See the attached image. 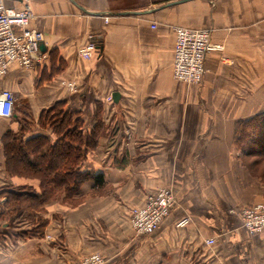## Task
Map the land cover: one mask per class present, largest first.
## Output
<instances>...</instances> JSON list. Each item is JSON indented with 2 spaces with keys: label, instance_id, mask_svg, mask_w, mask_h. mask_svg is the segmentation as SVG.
<instances>
[{
  "label": "crops",
  "instance_id": "obj_1",
  "mask_svg": "<svg viewBox=\"0 0 264 264\" xmlns=\"http://www.w3.org/2000/svg\"><path fill=\"white\" fill-rule=\"evenodd\" d=\"M23 3L46 56L0 77L16 98L13 117H0V264H81L93 253L105 264H264V232L250 234L238 214L264 200L242 177L233 141L236 123L264 110V0H8ZM178 25L212 29L219 48L201 83L173 75ZM88 42L99 51L86 60L79 49ZM53 49L66 67L40 81ZM59 100L81 111L87 129L104 123L82 169L103 173L101 189L111 190L88 199L98 186L85 182L82 204L59 207L65 220L47 212L46 235L22 238L30 222L7 213L4 190L20 181L7 171L2 139L23 118L33 121L27 136L52 137L39 116ZM162 187L176 203L153 234L138 235L131 209Z\"/></svg>",
  "mask_w": 264,
  "mask_h": 264
},
{
  "label": "trees",
  "instance_id": "obj_2",
  "mask_svg": "<svg viewBox=\"0 0 264 264\" xmlns=\"http://www.w3.org/2000/svg\"><path fill=\"white\" fill-rule=\"evenodd\" d=\"M49 57L50 70L47 67L41 69L40 81L66 67L58 50H51ZM39 125L49 129L52 137L44 133L27 136L32 131L33 121L23 118L19 130L6 132L2 139L9 174L20 173L26 178L40 181L39 185L30 186L29 190L23 186L4 190L7 213L15 217L24 211L26 219L35 223L20 231L22 238L46 235L49 219L43 213L50 200L58 199L63 194L65 201L78 202L85 182L93 181L98 188L105 185L103 173L82 169L88 153L99 144L104 126L101 120L87 129L81 111L74 109L66 100H59L41 110ZM233 141L241 151L240 160L244 166L264 182V110L239 120Z\"/></svg>",
  "mask_w": 264,
  "mask_h": 264
},
{
  "label": "built area",
  "instance_id": "obj_3",
  "mask_svg": "<svg viewBox=\"0 0 264 264\" xmlns=\"http://www.w3.org/2000/svg\"><path fill=\"white\" fill-rule=\"evenodd\" d=\"M35 13L29 3L22 6L8 4V0H0V77L3 76L13 63L24 68L33 66L36 60L44 58L41 45L45 40L44 32L31 25ZM153 27H157L153 24ZM174 77L186 84L201 83L206 72L205 60L207 54L219 48L212 42V29L175 26ZM99 51L98 46L88 42L79 49V56L91 59ZM70 90H76L75 83L70 82ZM16 98L13 91L0 87V117L12 118ZM176 203L172 189L162 187L150 194L144 205L131 209L130 221L138 235H151L167 217ZM232 212H235L232 210ZM238 214L244 227L251 234L264 232V202L243 207ZM189 219L181 220L178 225L183 226ZM50 238V237H49ZM207 244L215 243L214 238H208ZM101 253H93L81 261V264H105Z\"/></svg>",
  "mask_w": 264,
  "mask_h": 264
},
{
  "label": "rangeland",
  "instance_id": "obj_4",
  "mask_svg": "<svg viewBox=\"0 0 264 264\" xmlns=\"http://www.w3.org/2000/svg\"><path fill=\"white\" fill-rule=\"evenodd\" d=\"M235 152L237 154V157L239 158L240 160V155H241V151L239 149H237L235 147ZM240 164H241V167L245 170V175L242 174V177H247L248 178V181H250L253 185V193L256 195V196H260L261 199L264 200V182L261 181V179L253 176L249 170L244 166V164L242 163V161L240 160ZM263 165H264V161H263ZM24 173V171H23ZM12 176H15L14 178L18 179L20 181L19 185L18 186H23V188L26 189L27 187V190H29L30 186H37L40 184V181L39 179L37 178H26V176H23V175H20V173L18 174H11ZM107 190H111L107 187L104 188V191L103 189L101 188H98L96 189L95 191L92 192V197L91 198H88V199H92L93 197L95 196H98V195H101V194H104L105 192H108ZM63 194L60 195V197H58V199H53V200H50L44 207V213H43V216L47 218L48 214H51L53 213L52 215H54L57 219L59 220H63L64 217L66 216V212L63 214L61 211H59V207H62V208H66L67 207H70V208H74L80 204H82L84 202V197L81 196L80 200L78 202H71V201H65L63 199ZM87 200V199H86ZM49 210V211H48ZM26 212H22L21 214H17L15 215V217H21L23 218L24 220L26 219ZM131 218V217H130ZM65 220V219H64ZM27 223H29V219H26L25 220ZM33 223V224H32ZM35 223L34 222H30V225L33 226ZM91 255V254H90ZM89 255L85 256L83 258V260L88 257ZM106 260V259H105Z\"/></svg>",
  "mask_w": 264,
  "mask_h": 264
},
{
  "label": "water",
  "instance_id": "obj_5",
  "mask_svg": "<svg viewBox=\"0 0 264 264\" xmlns=\"http://www.w3.org/2000/svg\"><path fill=\"white\" fill-rule=\"evenodd\" d=\"M41 49H42V51L43 52H45L46 51V47L44 46V44L42 43V45H41ZM115 96V100H116V94L114 95Z\"/></svg>",
  "mask_w": 264,
  "mask_h": 264
}]
</instances>
